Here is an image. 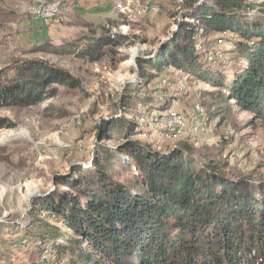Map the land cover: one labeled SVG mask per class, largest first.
<instances>
[{
  "label": "trees",
  "instance_id": "obj_1",
  "mask_svg": "<svg viewBox=\"0 0 264 264\" xmlns=\"http://www.w3.org/2000/svg\"><path fill=\"white\" fill-rule=\"evenodd\" d=\"M183 12L189 18L179 21ZM167 13L179 28L171 36L165 27L170 39L140 55L141 84L127 87L109 117L94 124L91 165H75L57 178L61 188L35 199L28 226L3 232L0 225V264H13L9 246H32L39 264H264V175L234 165L222 144L177 139L154 148L136 138L135 116L141 106L170 108L168 97L141 92L173 67L216 89L217 116L224 115L220 105H235L251 114L250 125L264 126V3L183 0ZM81 25L72 40L46 39L32 51L89 63L129 59L120 48L134 46L137 36ZM210 52L226 64L209 62ZM59 87L80 88L81 80L46 58H14L0 70V108L38 104Z\"/></svg>",
  "mask_w": 264,
  "mask_h": 264
},
{
  "label": "rangeland",
  "instance_id": "obj_2",
  "mask_svg": "<svg viewBox=\"0 0 264 264\" xmlns=\"http://www.w3.org/2000/svg\"><path fill=\"white\" fill-rule=\"evenodd\" d=\"M51 1L59 2L60 14L47 24L28 12L34 2ZM182 1L0 0V70L9 66L14 58H46L81 80L80 88L59 87L55 96L38 104L0 108V225L3 232L16 225L28 226L34 200L48 197L61 188L57 186L58 177H66L75 165L85 168L91 165L98 145L94 124L109 117L112 102L117 101L127 87H139L142 80L137 59L153 51L160 40L175 34L179 24L170 18L167 10H178ZM247 1L264 3V0ZM181 15L179 21L182 17L189 18L187 12ZM85 22L99 32L102 26H112L111 34L137 36L134 46L120 48L129 59L117 64L89 63L70 55L32 51L46 39L55 44L72 40ZM169 26L170 35L165 36L164 28ZM212 45L216 49L219 43ZM157 51L158 48L154 54ZM212 53L205 54L209 62L226 64L224 56L215 57ZM215 90L177 68L158 73L141 94H150L156 99L166 96L172 100V105L168 110L154 112L145 106L139 107L140 114L135 116L141 122V133L136 138L158 149L175 145L177 139L196 145L222 144L234 165L264 175V126L250 125L251 114L235 105L222 110L220 105L218 112L224 115L217 116L216 104L221 103L215 100ZM61 110L69 116L57 118ZM170 112L183 116L186 127L173 126ZM222 116H225L223 120ZM39 212L40 216L48 215L44 210ZM8 248L13 264L41 262L32 246Z\"/></svg>",
  "mask_w": 264,
  "mask_h": 264
},
{
  "label": "bare ground",
  "instance_id": "obj_3",
  "mask_svg": "<svg viewBox=\"0 0 264 264\" xmlns=\"http://www.w3.org/2000/svg\"><path fill=\"white\" fill-rule=\"evenodd\" d=\"M58 4H59V2H56V1L36 2V3L34 2V4H31L29 7H31V13H32V15H35V19L42 20V22L47 24V23L51 22L50 20H52L53 18L56 19V16L58 15V13L60 11V10H58ZM39 5H40V7H49V9H42L40 12ZM29 7H28V10H29ZM170 113H171V117H172V120L169 119L170 121H177L178 127L184 125V122L182 121L183 116H181L179 113H175V112H170ZM168 118H170V117H168Z\"/></svg>",
  "mask_w": 264,
  "mask_h": 264
},
{
  "label": "built area",
  "instance_id": "obj_4",
  "mask_svg": "<svg viewBox=\"0 0 264 264\" xmlns=\"http://www.w3.org/2000/svg\"><path fill=\"white\" fill-rule=\"evenodd\" d=\"M39 8H40V12H41L42 9H49V7H40V5H39ZM58 10H60V4H58ZM28 12L32 15V13H31V7H29ZM32 16L35 18V15H32ZM171 123H172L173 126H178L177 125V121H172ZM173 128H175V127H173Z\"/></svg>",
  "mask_w": 264,
  "mask_h": 264
},
{
  "label": "water",
  "instance_id": "obj_5",
  "mask_svg": "<svg viewBox=\"0 0 264 264\" xmlns=\"http://www.w3.org/2000/svg\"><path fill=\"white\" fill-rule=\"evenodd\" d=\"M169 39H170V38H167V39L163 40L162 44H163V43H166ZM135 57H136V56H133L134 59H135ZM132 62L134 63V60H133Z\"/></svg>",
  "mask_w": 264,
  "mask_h": 264
}]
</instances>
